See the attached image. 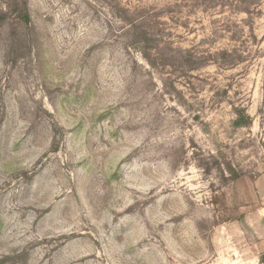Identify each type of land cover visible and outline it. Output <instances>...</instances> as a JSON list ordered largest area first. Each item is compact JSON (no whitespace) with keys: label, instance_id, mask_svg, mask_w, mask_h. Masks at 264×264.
<instances>
[{"label":"rangeland","instance_id":"1","mask_svg":"<svg viewBox=\"0 0 264 264\" xmlns=\"http://www.w3.org/2000/svg\"><path fill=\"white\" fill-rule=\"evenodd\" d=\"M0 264H264V0H0Z\"/></svg>","mask_w":264,"mask_h":264},{"label":"trees","instance_id":"2","mask_svg":"<svg viewBox=\"0 0 264 264\" xmlns=\"http://www.w3.org/2000/svg\"><path fill=\"white\" fill-rule=\"evenodd\" d=\"M25 20H27V21L30 20V15L28 14V12L25 14ZM243 122H244L245 125H250V123H251L248 116H244V117L240 116V119L238 120V123L240 124V123H243Z\"/></svg>","mask_w":264,"mask_h":264}]
</instances>
